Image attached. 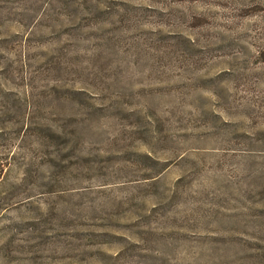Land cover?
<instances>
[{"label":"rangeland","instance_id":"374dc122","mask_svg":"<svg viewBox=\"0 0 264 264\" xmlns=\"http://www.w3.org/2000/svg\"><path fill=\"white\" fill-rule=\"evenodd\" d=\"M0 264H264V0H0Z\"/></svg>","mask_w":264,"mask_h":264}]
</instances>
